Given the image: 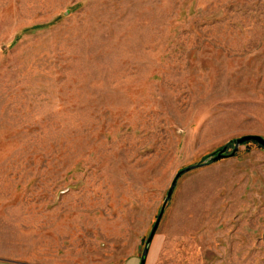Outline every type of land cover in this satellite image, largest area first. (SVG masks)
Wrapping results in <instances>:
<instances>
[{
	"label": "rangeland",
	"instance_id": "374dc122",
	"mask_svg": "<svg viewBox=\"0 0 264 264\" xmlns=\"http://www.w3.org/2000/svg\"><path fill=\"white\" fill-rule=\"evenodd\" d=\"M264 0H0V259L264 264ZM226 146L217 160L211 158Z\"/></svg>",
	"mask_w": 264,
	"mask_h": 264
},
{
	"label": "water",
	"instance_id": "95a60500",
	"mask_svg": "<svg viewBox=\"0 0 264 264\" xmlns=\"http://www.w3.org/2000/svg\"><path fill=\"white\" fill-rule=\"evenodd\" d=\"M247 141H253V142H255L257 145H259L264 150V138H262L260 135H257V134H244V135L238 136V137H236V138H234V139L231 140V142L233 143V146H232V149L229 152L228 156L233 155V153L237 150V147L240 144H242L243 142H247ZM225 147L226 146H223L222 148H220L216 152V154L211 158V160L214 161V160L219 159L220 157L225 156V154H223V151H224ZM187 170H188V168H183V169L178 170L174 174V176H173V178H172V180L170 182V185H169V187H168V189L166 191L164 202L161 205V207H160V209L158 211V214L156 215L155 220L152 223L151 228H150V230H149V232L147 234V237L145 239L144 246H143L142 251H141V254L139 256V262H138V264H144V260H145V256H146V253H147L148 245H149V243L151 241V238H152V236H153V234H154V232H155V230H156V228L158 226L160 217H161L162 212H163V205H164L165 201L167 200V198L170 196V194L172 192V189H173V186H174V183H175L176 178L180 174H182L183 172H185Z\"/></svg>",
	"mask_w": 264,
	"mask_h": 264
},
{
	"label": "crops",
	"instance_id": "0c3cea01",
	"mask_svg": "<svg viewBox=\"0 0 264 264\" xmlns=\"http://www.w3.org/2000/svg\"><path fill=\"white\" fill-rule=\"evenodd\" d=\"M0 264H17V263H15L13 261H8V260H2V259H0Z\"/></svg>",
	"mask_w": 264,
	"mask_h": 264
},
{
	"label": "trees",
	"instance_id": "16d2710c",
	"mask_svg": "<svg viewBox=\"0 0 264 264\" xmlns=\"http://www.w3.org/2000/svg\"><path fill=\"white\" fill-rule=\"evenodd\" d=\"M247 142H253V141H247ZM243 143H246V142H243Z\"/></svg>",
	"mask_w": 264,
	"mask_h": 264
}]
</instances>
